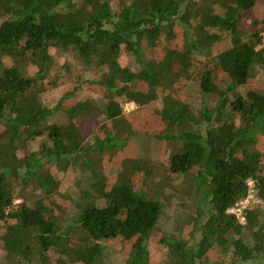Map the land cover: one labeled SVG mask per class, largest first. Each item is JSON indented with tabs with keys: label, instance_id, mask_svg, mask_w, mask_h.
Segmentation results:
<instances>
[{
	"label": "trees",
	"instance_id": "obj_1",
	"mask_svg": "<svg viewBox=\"0 0 264 264\" xmlns=\"http://www.w3.org/2000/svg\"><path fill=\"white\" fill-rule=\"evenodd\" d=\"M259 4L0 0L3 264H114L112 245L123 248V264H153L170 174L191 221L187 236L161 237L167 264H230V256L264 264V15H250ZM57 48L95 77L50 106L42 97L56 86ZM84 85L101 94L79 99ZM131 102L162 127L152 136V147L166 143L170 153L162 169L126 153L138 136ZM55 166L81 181L69 199ZM249 180L259 202L242 222L228 210Z\"/></svg>",
	"mask_w": 264,
	"mask_h": 264
},
{
	"label": "rangeland",
	"instance_id": "obj_2",
	"mask_svg": "<svg viewBox=\"0 0 264 264\" xmlns=\"http://www.w3.org/2000/svg\"><path fill=\"white\" fill-rule=\"evenodd\" d=\"M251 16L264 15V6L260 5L251 12ZM227 45H224L226 47ZM54 54L56 57V64L50 77L52 80L56 81V86L43 94V102L47 105L53 106L57 99L61 96L62 93L69 91L75 86H80V83L85 79L94 78V71L88 68L87 66L81 65L79 59H77L73 54L68 51H63L60 48L54 49ZM212 57V56H211ZM261 81H258L260 85ZM196 86V84H194ZM79 99L93 98L96 97V94H101L100 89L97 87L83 86L79 87ZM181 98H186V89L177 93ZM77 100V99H75ZM68 100V104L76 103L73 100ZM126 115L133 121L137 128L138 136L133 140V143L127 147V154H138V158H147L150 159L151 165L155 168L162 169L165 166V163L168 164L169 151L166 147V143L163 146L156 145V142L153 139V135H156L161 132V126L158 124L153 110L149 109H138L135 103H127L125 105ZM57 120H64L65 115L62 113L56 114ZM87 123H83L85 127ZM86 128V127H85ZM144 133L149 134L145 136ZM151 137V138H150ZM40 143V139L31 141L30 146L32 149H37ZM154 152V153H152ZM141 161V160H140ZM148 162V160H146ZM149 163V162H148ZM110 170V169H109ZM108 170V171H109ZM54 172L61 182L60 191L65 196V199H69L71 192L74 194V191L80 186L81 181L76 177L78 174L74 171H64L59 167H54ZM169 179L171 184L169 189L163 187V201L166 203L167 207L165 212L160 220L159 229L156 231L154 237L150 241V250L152 254L153 264H167L168 263V254L166 247L160 242L161 237L171 234L185 235L187 236L188 229L187 226L190 224V209L191 206L188 205V196L184 194V191H181L177 185L178 178L170 174ZM21 201L20 199L17 202ZM185 204V205H184ZM260 205V203L255 204ZM186 208V209H185ZM125 254L123 248L119 245L117 248L115 245H112V258L114 264H123V255ZM232 259H234L232 257ZM230 256V264H241L239 261H234ZM264 261V257L261 258ZM7 260V253L3 249L0 243V264L5 263Z\"/></svg>",
	"mask_w": 264,
	"mask_h": 264
},
{
	"label": "built area",
	"instance_id": "obj_3",
	"mask_svg": "<svg viewBox=\"0 0 264 264\" xmlns=\"http://www.w3.org/2000/svg\"><path fill=\"white\" fill-rule=\"evenodd\" d=\"M248 195L243 198L239 203L229 208L228 212L234 214L239 220L244 222L245 212L249 208L251 202H259L255 196L256 185L254 180H249Z\"/></svg>",
	"mask_w": 264,
	"mask_h": 264
}]
</instances>
